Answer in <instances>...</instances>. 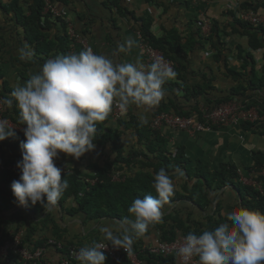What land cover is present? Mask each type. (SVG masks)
<instances>
[{"label": "crops", "instance_id": "obj_1", "mask_svg": "<svg viewBox=\"0 0 264 264\" xmlns=\"http://www.w3.org/2000/svg\"><path fill=\"white\" fill-rule=\"evenodd\" d=\"M10 1L4 0L7 4ZM57 1L66 8L74 22L75 30L78 33L80 32V35H84L94 52L111 56L117 63L139 61L145 64L144 58L138 49V42L137 46L133 47L131 51L117 53L118 46L123 44L127 38L131 37L136 40L135 33L138 32L137 29L140 26L138 21L140 19H146L151 23V33L155 38H170L175 41L176 47H183L186 43L192 42L200 36L201 23L204 19L201 15L204 14L211 22L213 37L215 35L222 36V47L226 52L224 53L225 57L216 60L215 53L208 49L205 41H202L201 46L197 43L195 48L193 46L186 47L181 55L176 56L177 62L185 66L183 67L185 82L184 84L181 81L178 82L175 76L174 79L169 80L170 83L176 81L178 86L182 87H202L201 89L204 92L206 91V95L199 96L196 100L201 106L206 104L205 98L210 99V106H214L216 100L230 99L232 94L239 96L236 91L243 88L242 95L248 96L249 100H256L257 106L264 112V79L261 87H236L239 80L235 81L231 76H228L225 72L226 67L224 68L222 63V61L225 62L229 69L238 70L240 68L242 63L240 59L243 55L240 54V50L244 49L242 45L244 44V37L246 38L247 35L245 32L242 34V28L237 26L235 22L236 13L241 12L242 6L248 3L252 5L249 8L252 12L262 14L264 13V0H195L191 2L187 0H154V6L146 5L144 0H126L120 5L126 13H119L109 0ZM16 4L21 8L22 13L28 12L25 2L17 0ZM228 4L231 7L227 10ZM5 7L6 10L0 7V44L4 43L5 45V53H0V76L2 77L1 82L6 81L11 87H14L20 81L17 78V64L24 61L19 57L22 50L19 46V36L22 35V30L21 27L18 26L17 28L13 23L11 9H7L6 5ZM57 31H60L59 28H57ZM13 33L17 34V39L10 42ZM54 36L55 32H51L49 39H53ZM259 37L262 38L260 35ZM52 41H55V39ZM252 54L254 55L253 59L257 62L255 71L258 72V70L260 71V64H263L264 50L259 48ZM39 70L37 68V72ZM174 88H172L171 93L164 90L165 96L161 103L146 113L148 123L158 112H173L174 106L183 113L195 108L192 102L188 103L183 100L184 95L180 90ZM258 91L261 93H258ZM161 104H163L162 107H160ZM210 106L205 110L209 109ZM141 114V111L130 108L123 121L130 120V122L140 124L139 117ZM116 123L108 119L104 125L114 130ZM148 123L143 126L147 128ZM251 127L239 124L219 125L209 131L198 132L194 136L166 127L155 134L151 132L152 135L154 134L162 141L164 154L172 157L180 154L183 161L191 164V168L186 164L178 166L183 171V175L179 177L175 175L176 169L168 172L172 175L176 190L170 203L165 205L163 209V222L153 226L144 236L136 239L133 244V251L153 246L159 241L167 242L163 240V235H168L170 232L173 233L175 239L185 237L186 232L200 230L203 232L209 220L222 219V222H225L227 213L234 206L246 208L245 204L251 202V200L239 190L235 177L230 179L228 177L215 178L214 174L232 168L236 176L254 180L255 175L252 173L254 171L252 167L255 155H264V131L261 129L255 130L254 127ZM153 137L149 141L152 142ZM121 141L124 145L122 155L128 156L126 154L140 150L143 152L139 156L140 160L138 159V161H141V165L133 167L131 169L132 173L147 172L152 175L154 183V169L151 166H144V164L151 162L154 165L158 154L147 152L145 143L139 144L134 132L130 129L122 132ZM115 156L111 153L109 144L106 146L105 151L100 150L96 145L95 150L86 153L80 158V161L60 154L55 163L58 161L59 164L75 168L82 174H87L91 172L90 168L92 167L102 169L107 164L112 165ZM197 169H202L201 174ZM194 173H197V175ZM203 177L208 180V183L205 182ZM249 188L258 191L252 187ZM128 215L118 219H123ZM106 219L110 221L118 220L117 217L87 219L81 214L69 215L56 206L51 211V221L49 222L54 223V227L63 232L66 241L84 242L89 245L96 240L102 241L99 227L101 221ZM173 219L177 222L174 223ZM47 225H50V228L52 226V224ZM44 233L47 235L48 231L44 230ZM58 255L59 253L50 250L47 257L58 261ZM124 258L123 256L120 262ZM139 261L140 264H152L146 261V256H142ZM120 262L109 264H120ZM11 263L12 261L0 262V264Z\"/></svg>", "mask_w": 264, "mask_h": 264}, {"label": "clouds", "instance_id": "obj_2", "mask_svg": "<svg viewBox=\"0 0 264 264\" xmlns=\"http://www.w3.org/2000/svg\"><path fill=\"white\" fill-rule=\"evenodd\" d=\"M51 1L56 8L64 9L67 18L71 19L64 6H56L54 0ZM124 1L126 0H121L122 3ZM230 4H228L227 10L231 7ZM245 5L242 6L241 12L236 13L235 19L246 22L253 28H260L262 32H259V35L264 39V26L261 23H257L256 20L250 23L249 20L241 17L258 18V16H264V13L256 14L249 9L252 5L248 3ZM27 14L24 13V15ZM201 17L204 19L201 23L200 33L204 28V32L212 34V38L205 42L208 49L216 53V46L215 50L210 47L211 42L214 40L216 45L217 42L222 45V41H219L222 36L215 35L213 37L210 20L204 14ZM51 19L56 22L60 21V19L52 17ZM60 22L63 23L64 31L74 48L77 43L70 39L64 22ZM70 23L75 35L85 41L88 48L83 50L80 47L82 51L79 53L58 55L46 60L38 72L30 73L25 82L19 81L13 87L8 98L0 99V105L11 109L15 104L19 109L18 122L23 125L25 137L24 142L19 146L20 161L16 166H8V168H15L20 175L19 179L14 180L11 184L13 198L21 206L40 204L48 212L53 211L56 206L62 210L61 206L57 204L68 188V182L62 179L63 170L55 163L58 155L63 154L66 157L79 160L86 153L93 152L96 147L94 140L97 136V125L108 119L113 106L126 115L130 108L141 111L139 123L146 125L148 123L146 113L161 103L165 96L164 84L176 76L175 71L162 62L147 64L140 48L139 51L147 66L139 61L117 63L111 56L96 54L86 39L75 30L74 22L70 21ZM137 30L140 33L139 27ZM208 35L209 33H204L201 34V37ZM145 45L150 47L147 43ZM135 46H137V41L129 37L118 46L117 53H127ZM151 49L162 56L159 51ZM33 55L34 53L28 49H22L19 53L20 59L24 61L31 60ZM162 58L165 59L163 56ZM254 63L257 66L255 60ZM262 66L263 64H260L259 69ZM258 93L261 92L258 91ZM231 102L240 104L246 111L253 110L258 117L253 122L244 121L235 125L248 124L257 130H263L264 112L257 106L256 100H242L240 95L235 96L234 94L226 102L207 110L205 109L208 105L201 106L196 101L194 103L198 105L199 112H194L191 117L182 118H191L195 123L206 124L205 114L207 112ZM168 113L177 115L174 111ZM126 115L121 120H124ZM200 118L203 123L199 120ZM110 120L114 121L111 117ZM6 121L9 120L0 117V141H4L14 134L13 124L9 121L11 126L7 127ZM219 125L222 124H217L216 128ZM148 128L154 131L149 126ZM205 128L202 132L211 130L209 127ZM118 174L120 180L113 182L122 181L124 175ZM175 175L177 177L182 176L183 171L177 168ZM240 178L247 179L243 176H237L238 185L257 189L253 186L243 185L239 181ZM153 188L156 193L155 196L147 195L143 199L136 198L133 200L127 209L128 216L118 220L106 219L101 221L99 232L102 234V241L96 240L92 243L93 245L85 244L86 246L80 249H74L76 259H70L68 247L63 255L59 252L64 246L61 242H59L61 244L60 249L45 246L47 240H55L52 236L40 233L36 239L45 240L44 245L38 247L44 248L43 259L52 260L56 264H61L63 259L68 264H105L107 257L104 252L109 245L116 249H123L127 254L138 253V251L143 250L144 248L133 251V244L136 239L144 236L150 227L163 222V209L174 196L176 184L172 175L161 168L154 176ZM257 192L263 194L262 188ZM46 211L44 215H47ZM38 220L36 219V221ZM10 231L13 229L7 230V232ZM15 231H20L23 234V229H15ZM0 237L2 236L0 235ZM104 241L106 242L103 243ZM50 250L59 253L58 261L47 257ZM139 255L149 254H137L138 260ZM177 256L181 264H264V214L234 206L227 213L225 222L220 223L214 230H204L199 235L195 232H189L178 247ZM122 257L118 262H111L107 259L109 263H119ZM16 260L22 264H28L24 263L21 258ZM11 261V264H17L14 260ZM126 261L131 264L127 259ZM0 262L3 261L0 260Z\"/></svg>", "mask_w": 264, "mask_h": 264}, {"label": "trees", "instance_id": "obj_3", "mask_svg": "<svg viewBox=\"0 0 264 264\" xmlns=\"http://www.w3.org/2000/svg\"><path fill=\"white\" fill-rule=\"evenodd\" d=\"M21 1L25 2L30 14L24 15V13H22L21 8L16 4L17 0H11L8 4L5 3L4 0H0V7L3 10H6V5L7 9H11L13 13V23L15 26H19L22 29V35L19 36V46L22 49L28 48L34 53L31 60L27 62L20 61L17 64V78H19L21 82H25L29 78V74L37 72V68L41 69L46 60L54 58L58 55L79 53L82 50L80 49L79 44L75 45L73 48L71 41L68 39L64 31V25L62 22H56L48 15H42V8L44 5L43 1ZM144 1L146 5L154 6L155 4L154 0ZM54 2L57 4L56 6H63L57 0H54ZM110 2L119 13H126V11L120 7L122 3L121 0H111ZM244 6L246 5H243V7ZM235 22L237 23V26L242 28V34L245 32L247 35L246 38L244 37V44L242 45L244 49L242 48L240 50V54H243L240 59L242 60V63L239 68L240 71H238L232 68L229 69V66L222 61L224 68L226 67L225 72L228 74V76H231L233 80H239L236 87H261L263 85L262 80L264 79V63L260 69V73H257L255 71V63L252 52L259 48L264 50V39L260 38L258 33L262 32V30L260 28H253L246 22L238 20ZM138 23L140 24L139 29L141 36L146 41V43L151 48L159 51L165 59L173 63V70L176 73L178 82L181 81V83L184 84L185 70L183 67L185 66L177 62L176 56L181 55L186 47L193 46V48H195L194 43L190 41L183 47H176L175 41L170 38H155L151 33V23L146 19H140ZM57 28H59L60 31H57ZM51 32H55V36L53 37L55 41H52L53 39H49V34ZM81 36L84 37L83 34H81ZM219 41H222V39ZM198 43L200 46L202 45V42ZM215 46L216 60L225 57L224 53L226 52H224L222 45L218 42L216 45L213 40L210 47L215 50ZM52 52L53 54H51ZM0 53H5L4 43L0 44ZM27 72H29V74L26 75ZM1 79L2 77L0 76V99L8 98L11 91L13 90V87H11L6 81L1 82ZM163 88H166L164 90L168 93H171L172 88L180 90V92H182L184 95L183 100L188 103L192 102L194 104L195 108L186 113H183L174 106V112L180 117H191L194 112L198 113L199 107L194 103V101H196L199 96L206 95V91L204 92V90L201 89L202 87H182L178 86L176 81L174 83H170L168 80L164 84ZM242 89L243 88L239 90L237 89L236 94L240 95L242 100H248V96L245 94L242 95ZM205 99L206 104L203 105L210 106V99ZM227 100L229 99L224 98L216 100L215 105L210 107L213 108L218 106ZM162 106L163 104L160 105V107ZM2 109L3 113H1V117L8 119L16 127L23 128V125L18 122L20 113L15 104L11 109L3 105ZM110 116L111 114L108 117L109 120ZM107 120L97 125V136L94 140V143L100 150L103 151H105L106 146L109 144L111 153L116 155L115 161L112 165L107 164V166L102 169L92 167L90 168V173L88 172L87 174H82L80 171L75 170V168L59 164L58 161L56 162V165L63 170L62 179H65L68 182V188L61 196L57 205L61 206L63 211L69 215L81 214L87 219H100L108 217H117L118 219L124 215H128L127 209L131 206V203L134 199L144 198L147 195H156L153 188L152 175L147 172H138L133 174L131 171L133 167H137L139 164L141 165V161H138V159L143 152L141 150L130 152L126 154L128 156L121 154V152L124 151V145L121 141L122 132H126V130L130 129L134 132V136L136 137L139 144L145 143L147 152L158 154L154 165L151 162L144 164V166H151L154 169V174H156L161 168H164L167 172H171L172 170L177 169L181 164H186L189 168H191V164L189 162L183 161V158L180 154H177L173 157L171 155L164 154L163 143L159 138L155 137V131H151L148 127L146 128V126L140 125L138 123L130 122V120H121L117 122L116 128L112 130L108 128L107 125H104ZM199 120L203 123L201 118ZM245 125L248 126V124ZM151 132L154 134L152 135ZM152 136H154V140L151 142L149 139ZM24 140L25 137L23 130H19L14 131V134L7 137L4 141H0V164L4 168L8 166H16L18 161H20L21 152L19 146L22 142H24ZM263 165L264 155L256 154L254 165L252 167L254 171L252 170L253 172H251L255 175L254 181L260 183L263 194L250 188L237 185L242 194L248 196L251 200V202L245 204L246 208L251 211L260 212L262 214H264V178H262L259 174L264 170ZM111 167L112 169H110ZM2 171L3 172L0 173V235L3 238H1L2 240L0 243L3 241V239L8 237V229H23L24 238L22 240V246L29 250H34L44 245L45 240L36 239L40 233L45 235L44 230L48 231L47 235L52 236L56 242H61V244H64L62 250H59L62 255L66 252L67 247L68 249H80L81 247L87 245L84 242L73 243L66 241L65 237H63V232L54 227V223L49 222L51 221V212L44 210L43 206L40 204H29L26 206L19 205L13 198L11 184L14 180H18L20 175L12 174L7 170ZM197 171L201 174L202 169H197ZM114 173H120L121 175H124L122 176V181L113 182L111 179ZM195 175H197V173ZM205 176L208 177L207 174H205ZM214 177H228V179L235 177V180L237 179L235 171L232 168L228 170H222L221 173L214 174ZM204 180L206 183H208L206 178H204ZM90 181L95 182L94 184H90ZM45 211L47 212V215H44ZM36 219H39L37 223ZM222 221V219L217 221L209 220L206 227H204V230H214L220 223H222ZM173 222L176 223L177 220L173 219ZM47 224H52L51 228L50 225ZM188 233L189 232H186L185 235ZM195 233L199 235L202 234V231H196ZM174 239L175 237L173 236L172 232H170L168 235H163L164 241L171 242ZM144 256H146V261L148 263L176 264V258L173 256ZM16 257L17 256L11 255L12 260L17 262V264H22L19 260H16ZM141 257L142 255L139 256V259ZM123 261L120 262V264H128L125 258ZM105 264H109V260L107 258L105 260Z\"/></svg>", "mask_w": 264, "mask_h": 264}, {"label": "built area", "instance_id": "obj_4", "mask_svg": "<svg viewBox=\"0 0 264 264\" xmlns=\"http://www.w3.org/2000/svg\"><path fill=\"white\" fill-rule=\"evenodd\" d=\"M43 1V8H42V15H50L52 18L55 19H61L68 31V35L70 39H73L76 41L75 43L79 44L80 47L84 50L88 48V45L85 41L81 40L79 37H77L73 31L72 24L70 23L69 19L67 18L66 11L64 9H58L52 4L53 2L51 0H42ZM245 20H250V18H247V16H241ZM255 21V20H253ZM207 25V23H206ZM205 29L202 28V32H204ZM140 50L146 54L145 61L147 64H152L153 62H162L164 65L170 67L173 70V64L169 62L168 60H165L162 58V56L152 50L147 45L143 44V46L140 47ZM3 112L2 105H0V117L1 113ZM111 114V119L114 121L121 120L126 113H121L119 109L115 106H113ZM205 120L206 124L210 123H224V124H230L235 125L238 122H253L256 119H258L256 113L253 110H244L243 107L235 102L227 103L225 105H221L215 109H213L210 112H207L205 114ZM7 122V127H10L11 124L9 121ZM150 124H154L156 126L163 125L166 128H172L179 131L186 132L187 134L192 136V133H198L204 131L206 128L202 126L203 124L195 123L191 118H182L174 113H168V112H161L156 114L150 121ZM152 129V128H151ZM153 130V129H152ZM2 170H11L15 175H18L19 173L16 171L15 168H4L0 164V173ZM262 178H264V170L259 174ZM112 181L114 180V177H112ZM239 181L243 185L253 186L257 188L258 190H261L260 183L254 182L253 180H248L244 178H240ZM0 237V241L2 240ZM183 238H178L175 241L171 243H163L158 242L153 246H147L143 250L138 251V253H131L127 254L123 249H116L113 248L111 245L107 247V249L104 252V255L111 261V262H118L120 258L124 255L126 259L131 264H140V261L137 258V254L146 253L149 255H160V256H174L177 259V263L181 264L178 256H177V250L180 244L183 242ZM22 240H23V234L20 231H10L8 232V237L3 239V241L0 243V260L3 262H10L11 255L17 256L16 258H21V260L24 263L28 264H56L52 260H44V248H37L35 250H29L26 247L22 246ZM101 243V242H98ZM105 243V242H103ZM45 246L48 247H55L56 249L61 248V244L59 242H55L51 239L47 240L45 243ZM74 248L68 249V255L70 256V259H76ZM61 264H68L65 259L61 261Z\"/></svg>", "mask_w": 264, "mask_h": 264}, {"label": "rangeland", "instance_id": "obj_5", "mask_svg": "<svg viewBox=\"0 0 264 264\" xmlns=\"http://www.w3.org/2000/svg\"><path fill=\"white\" fill-rule=\"evenodd\" d=\"M24 13H25V14H26V13L30 14V12H24ZM253 20H256L257 23H261V24L264 26V16H258V18H255V17L250 18L249 22L251 23V22H253ZM60 21H62V20L60 19ZM60 21H59V22H60ZM69 21H73V20L70 19ZM16 27L18 28V26H16ZM21 30H22V29H21ZM204 33H209V35H208L207 37H201V34H204ZM135 35H136V40H137V42H138V49H139L141 46H143V44L146 43V41H145V40L143 39V37L141 36V33L136 32ZM210 38H212V34H211L210 32H202V33H200V36H198L197 39H196V40H193L192 42L194 43V45H196L198 42H200V41H206V40H208V39H210ZM16 39H17V34H16V33H13V34L11 35V37H10V42H14ZM74 42H76V41H74ZM92 49H93V48H92ZM93 51H94V50H93ZM95 53H96V52H95ZM96 54H98V53H96ZM143 55H144V57L146 58V54H145V52L143 53ZM235 69H237V68H235ZM238 71H240L239 68H238ZM257 73H260V71L258 70ZM220 124H222V125H224V126H226V125H230V124H224V123H220ZM148 126H149L150 128H152L156 133L159 132L160 130H162V128H165L163 125H158V126H156V125H154V124H149ZM202 126H204V127H209V128H211V129H214V128H216V123L203 124ZM262 127H263V131H264V123L262 124ZM12 128H14V131L23 130L22 127H16L15 125H12ZM167 129H171V130H176V131H177V129H175L174 127H172V128H167ZM194 134H196V133H192V136H194ZM114 180H116V181L120 180V179H119V174H118V173L114 174ZM94 182H95V181H90L89 183H90V184H94Z\"/></svg>", "mask_w": 264, "mask_h": 264}]
</instances>
